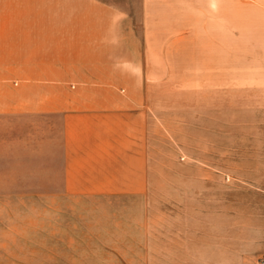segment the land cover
Segmentation results:
<instances>
[{
  "label": "crops",
  "instance_id": "obj_1",
  "mask_svg": "<svg viewBox=\"0 0 264 264\" xmlns=\"http://www.w3.org/2000/svg\"><path fill=\"white\" fill-rule=\"evenodd\" d=\"M64 1L0 0V178L54 183L0 190V264H258L264 0H137L138 39L126 11L95 0L77 2L64 27ZM159 50L198 53L200 82H214L215 131L246 116L255 165L159 176L143 169L137 91L125 101L103 86L46 89L142 82V52L157 60Z\"/></svg>",
  "mask_w": 264,
  "mask_h": 264
},
{
  "label": "rangeland",
  "instance_id": "obj_2",
  "mask_svg": "<svg viewBox=\"0 0 264 264\" xmlns=\"http://www.w3.org/2000/svg\"><path fill=\"white\" fill-rule=\"evenodd\" d=\"M69 1L71 0L64 1V27L73 21L71 18L73 6L77 5L79 9L83 7L81 3L77 4L81 0H74L72 3ZM95 1L102 2L119 11H126L133 26L134 38L138 39L140 37L141 26L138 19L137 0ZM79 22L81 23L82 20L79 19ZM165 39H163L164 42H166ZM158 46L162 47L161 44ZM163 46H165V43ZM123 53L125 54V52ZM149 53L142 52L144 63L142 82H112L107 84L86 82H76L75 84L67 82L62 84L48 83L46 89L48 91L58 89L90 92L103 86L105 90H109L125 101L126 96L131 91H137L139 95L136 101L141 106L144 114L143 169L157 172L159 176H169V172L193 173L202 170L243 172L248 169L249 165H255L248 162V155L252 153L253 148L248 145L250 142L249 134L252 133L247 129L246 116H239L238 129L236 126L233 131L226 129L215 131L214 95L211 93L214 82H200L202 78L200 74L202 73L198 64V53L194 52L195 54H192L181 50L175 51L173 57L172 52L159 50L154 52L158 55L157 60L149 59L147 57ZM190 53L191 59L187 57ZM240 58H245V52H240ZM145 62L152 65H145ZM66 69L70 70V68ZM79 71L78 74L82 73L81 69ZM72 85L75 86L74 89ZM36 89L39 88L30 87L32 91ZM112 101L114 100L112 99ZM35 122L37 123V121ZM51 128L53 129V126ZM223 128H225V125H223ZM35 133L37 134V132ZM232 135L236 146L231 148L230 138ZM31 141H33V138ZM36 142L37 140L32 144ZM159 181L165 182L168 180L160 179ZM43 184L47 185L48 191L54 190L53 180L50 179L19 180L0 178V187H2L0 190H6L7 187L13 189V186L19 185L21 191L38 193L42 190Z\"/></svg>",
  "mask_w": 264,
  "mask_h": 264
},
{
  "label": "built area",
  "instance_id": "obj_3",
  "mask_svg": "<svg viewBox=\"0 0 264 264\" xmlns=\"http://www.w3.org/2000/svg\"><path fill=\"white\" fill-rule=\"evenodd\" d=\"M258 264H264V258H261L257 261Z\"/></svg>",
  "mask_w": 264,
  "mask_h": 264
}]
</instances>
